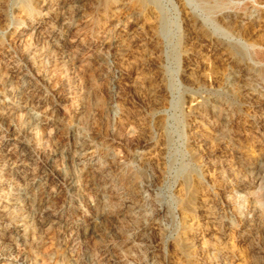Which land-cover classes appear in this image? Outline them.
Returning a JSON list of instances; mask_svg holds the SVG:
<instances>
[{
  "label": "rangeland",
  "instance_id": "1",
  "mask_svg": "<svg viewBox=\"0 0 264 264\" xmlns=\"http://www.w3.org/2000/svg\"><path fill=\"white\" fill-rule=\"evenodd\" d=\"M23 1L0 0V206L32 201L6 264H264V0Z\"/></svg>",
  "mask_w": 264,
  "mask_h": 264
},
{
  "label": "bare ground",
  "instance_id": "2",
  "mask_svg": "<svg viewBox=\"0 0 264 264\" xmlns=\"http://www.w3.org/2000/svg\"><path fill=\"white\" fill-rule=\"evenodd\" d=\"M23 1V0H22ZM25 1V0H24ZM23 1V2H24ZM31 1V0H30ZM40 1H42V3H43V5L45 4L44 2H45V0H40ZM138 1H140L141 3H143V4H148V3H152V4H156V0H138ZM202 1H206V0H202ZM74 2H76L77 3V5L79 4V3H81L82 2V0H74ZM32 3V2H31ZM65 3H66V1H65ZM204 3H206V2H204ZM213 4L211 5V6H209V10L210 11H215V10H217V9H220V10H222V9H225V8H227V2L226 1H224V0H213V2H212ZM261 3V2H260ZM23 4V3H22ZM28 4H29V2H28ZM16 5V4H15ZM27 5V4H26ZM30 5V4H29ZM43 5H41V6H43ZM75 5V4H74ZM142 5V4H141ZM149 5V4H148ZM209 5V4H208ZM263 5V4H262ZM28 6V5H27ZM31 6V5H30ZM33 6V5H32ZM46 6V5H45ZM147 6V5H146ZM24 7V6H23ZM37 7V6H36ZM70 7V6H69ZM143 7V6H142ZM153 7H155V6H153ZM22 8V7H21ZM26 8H28V7H25L24 9H26ZM41 8V7H40ZM147 8V7H146ZM208 8V7H207ZM43 9V8H42ZM68 9V8H67ZM145 9V8H144ZM19 10V9H18ZM33 10V9H32ZM66 10V9H65ZM208 10V9H207ZM243 10V9H242ZM35 11H36V9H35ZM43 11V10H42ZM78 11V10H77ZM81 11V10H80ZM83 11V10H82ZM31 7H30V9L28 10L27 9V11H26V14H25V18H26V22H27V27L24 29V31L23 32H21L20 34H19V40H21V41H25V40H27V38H29V37H31L32 35H34V33H35V29H33V28H35L34 26H33V19H32V14H31ZM48 12H49V10H48ZM20 13V12H19ZM36 13V12H35ZM153 14V13H152ZM22 15V14H21ZM54 15V14H53ZM63 15V14H62ZM243 15V14H242ZM24 16V15H23ZM38 16V15H37ZM55 16V15H54ZM33 17H34V15H33ZM58 17V16H57ZM157 17V16H156ZM264 17V16H263ZM263 17H259V24H260V22L262 23V25H259L260 27H263V29H264V18ZM17 18V17H16ZM23 18V17H22ZM36 18V17H35ZM20 20V19H19ZM18 20V21H19ZM23 21H25V19H23ZM48 22V21H47ZM51 22V21H50ZM252 22V21H251ZM48 28V27H47ZM241 30V29H240ZM242 30H243V28H242ZM33 37V36H32ZM44 38H46V37H44ZM26 42V41H25ZM121 42V41H120ZM116 44V43H115ZM67 55V54H66ZM69 59V58H68ZM9 97V96H8ZM41 101V100H40ZM37 102V101H36ZM16 103V102H15ZM35 103V102H34ZM28 105V104H27ZM26 105V106H27ZM36 106V105H35ZM30 109V108H29ZM2 110V109H1ZM12 110V109H11ZM17 110V109H16ZM16 110H15V112H16ZM27 110V109H26ZM27 111H29V110H27ZM33 111V110H32ZM3 112V111H2ZM6 113V112H5ZM16 114H18V113H16ZM27 114V113H26ZM25 115V114H24ZM17 116V115H16ZM22 116V115H21ZM15 118V117H14ZM19 118V117H18ZM21 119H22V117H21ZM24 119V118H23ZM23 121V120H22ZM27 121V120H26ZM17 122V121H16ZM19 122H21V121H19ZM18 122V123H19ZM27 123V122H26ZM28 123H29V121H28ZM20 125V124H19ZM18 125V126H19ZM16 126V125H15ZM17 127V126H16ZM15 127V128H16ZM25 127V126H24ZM23 128V127H22ZM22 130V129H21ZM20 130V131H21ZM28 130V129H27ZM26 133V132H25ZM28 133V132H27ZM16 134V133H15ZM18 135V134H17ZM27 135V134H26ZM16 136V135H15ZM23 141H25V139L23 140ZM16 144L15 145H17V147L18 148H20V149H24L25 148V144H24V142H22L21 140H20V138L19 139H17V138H15V141H14ZM14 142H13V144H14ZM14 145V146H15ZM9 146H5L4 148H8ZM11 148V147H10ZM13 148V147H12ZM13 150V149H12ZM4 151V150H3ZM20 151V150H19ZM11 153V152H10ZM8 154V153H7ZM12 154H14V153H12ZM11 154V155H12ZM18 154H19V152H18ZM15 155V154H14ZM14 157V156H13ZM11 159V158H10ZM7 160V159H6ZM27 162V161H26ZM149 162V161H148ZM53 168V167H52ZM29 174V173H28ZM24 176V175H23ZM25 178V177H24ZM27 180H29V179H27ZM27 182V181H26ZM27 184H29V182L27 183ZM26 186V185H25ZM35 186V185H34ZM32 187V186H31ZM28 188V187H27ZM26 188V189H27ZM25 189V190H26ZM29 189V188H28ZM24 190V191H25ZM53 190V189H52ZM55 190V189H54ZM188 191V190H187ZM28 192V191H27ZM53 192V191H52ZM185 192V191H184ZM37 193V192H36ZM45 193V192H44ZM191 194V193H190ZM6 195V194H5ZM26 195V194H25ZM28 195V194H27ZM51 195V194H50ZM53 195V194H52ZM51 195V196H52ZM56 195V194H55ZM7 196V195H6ZM33 196V195H32ZM184 196V195H183ZM42 197V196H41ZM182 197V196H181ZM193 197V196H192ZM7 199H5L4 200V202L1 204V206H0V222L1 221H3V222H5V224L6 223H8V224H10L11 226H12V228L11 229H8V228H6V229H3L2 231H1V233H0V240H8V241H10V242H12L13 243V246L15 247V249L16 248H19V247H22V246H25V243H24V234L26 233V228H27V225L29 224H24V222L22 223L21 221H19L18 219H17V217L18 216H15V218L13 217H9L8 216V212L10 211V210H13V211H15V210H17L18 208H20V207H18V206H20V204L21 203H23V202H26V203H31L32 201L28 198V197H26V196H23V195H20V194H13L12 196H10L9 198L8 197H6ZM183 199H185V198H183ZM191 199H193V198H191ZM49 200V199H48ZM186 200H188L187 202H189L190 200L189 199H186ZM47 201V200H46ZM193 201V200H192ZM191 203V202H190ZM189 203V204H190ZM44 204V203H43ZM188 204V203H187ZM191 205V204H190ZM34 206V205H33ZM45 206V205H44ZM18 207V208H17ZM43 207V206H42ZM186 207V206H185ZM184 207V208H185ZM47 208V207H46ZM189 210H190V208H189ZM192 210V209H191ZM19 211V210H18ZM13 214V213H12ZM53 215V214H52ZM206 215V214H205ZM12 216V215H11ZM46 222V221H45ZM43 224V223H42ZM45 225V224H44ZM27 239V238H26ZM1 242V241H0ZM12 243H11V245H12ZM204 243V242H203ZM9 247V246H8ZM29 251V250H28ZM9 253H3V254H1L0 255V264H6L7 263V261L9 260ZM12 256V255H11ZM33 256V255H32ZM40 257V256H39ZM45 259V258H44ZM43 259V260H44ZM42 260V259H41ZM40 260V261H41ZM37 261V260H36ZM46 262V261H45Z\"/></svg>",
  "mask_w": 264,
  "mask_h": 264
}]
</instances>
